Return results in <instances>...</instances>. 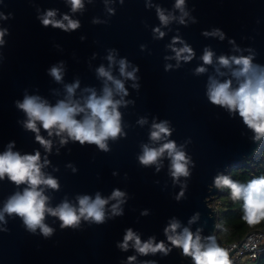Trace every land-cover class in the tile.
Instances as JSON below:
<instances>
[{"label": "water", "instance_id": "obj_1", "mask_svg": "<svg viewBox=\"0 0 264 264\" xmlns=\"http://www.w3.org/2000/svg\"><path fill=\"white\" fill-rule=\"evenodd\" d=\"M175 3L124 0L121 5L120 0H83L84 7L72 12L69 0H0V12L11 14L7 21L0 20V27L10 30L6 45L0 46V154L13 142L11 150L21 155L40 151L42 173L60 184L59 190L41 185L52 208L64 202L79 208V198L88 196L94 201L99 194L109 199L116 189L126 193V202L120 204L124 215L112 217V205L118 201L109 199L102 225L81 220L77 229H61L59 218L46 213L45 223L54 229L47 238L39 228L35 233L28 231L21 217L5 214L7 223L0 220V264H128L130 256L136 257L133 264L152 260L156 264H193L182 248L170 244L165 229L178 222V232L184 228L199 232L205 245L215 234L219 220L209 206L211 198L220 194L214 187L215 177L253 158L264 137L256 141V134L238 112L213 105L208 90L213 79L219 83L231 80L233 89L243 80L233 75L239 66L221 65L220 56H253V64L264 70V0H185L183 11ZM157 7L174 19L162 24ZM109 9H115V14ZM49 10L56 11V19L67 14L79 20L81 27L71 32L44 28L37 17ZM194 17L197 23H193ZM156 27L165 33L162 38L154 32ZM216 28L226 34L224 40L202 34ZM177 36L183 43L173 44ZM184 43L193 49L190 61H178L173 51ZM206 49L214 54L210 65L202 60ZM110 54L114 63L108 60ZM124 58L129 61L128 71L139 66L136 80L121 76L119 61ZM166 65L171 69L165 71ZM54 66L62 67L60 82L50 75ZM101 66L124 82L127 96L116 93L112 82L99 75ZM201 66L206 71L197 74L195 70ZM77 82L72 99L82 106L92 91L102 96L106 83L113 88L114 99L125 102L119 111L127 135L109 139V152L71 140L62 145L59 136L49 137L41 129V135L52 141L48 152L35 140V133L23 127L27 115L16 106L17 101L39 96L55 106L69 98L67 86ZM163 121H168L171 135L153 141L152 125ZM169 140L190 158V175L178 181L171 175L167 153L150 166L141 165L138 159L145 145L158 148ZM25 187L7 179L0 181V212ZM181 191L184 195L177 200ZM129 227L144 242L151 238L156 243L164 241L171 252L142 255L134 241L127 251L118 249L116 243L123 242ZM5 228L9 231L4 232Z\"/></svg>", "mask_w": 264, "mask_h": 264}, {"label": "clouds", "instance_id": "obj_2", "mask_svg": "<svg viewBox=\"0 0 264 264\" xmlns=\"http://www.w3.org/2000/svg\"><path fill=\"white\" fill-rule=\"evenodd\" d=\"M69 3L71 4L72 12H76L84 7L83 0H69ZM120 3L123 5L124 0H120ZM175 7L183 11L185 0H176ZM109 11L113 15L115 14V9H109ZM157 13L159 20L164 25H167L170 19H174V17L166 16L164 10L159 7H157ZM10 15L0 12V20L7 21ZM56 15V11L49 10L45 15L38 16L37 19L44 28L51 27L63 30L64 32L75 31L81 27L79 20H73L67 14L62 19H56ZM188 15V12H184V16ZM180 22L182 24L185 23L183 17ZM197 22V19L194 17L193 23ZM154 32L158 33L160 38L165 35L159 27H156ZM202 34L205 36H219L221 40H224L226 36L219 28H216L212 32L203 31ZM7 35H10V30L6 27H0V46L6 45L5 36ZM177 42L183 43L178 36L173 39V44ZM230 43H234V40H230ZM141 47L143 48V46ZM173 51L178 61H190L194 56L193 49L186 43L181 48H173ZM213 55L212 51L206 49L202 56L204 64H212ZM108 60L113 63L115 62L114 56L111 54L108 56ZM219 63L225 67H230L232 64L239 66L233 72V75L237 78L243 77V80L237 88L233 89L231 80L219 83L213 79L208 90L209 101L213 105L228 109L230 112H238L240 117L243 118L244 124L256 134L254 139L259 141L264 137V70L261 69L260 65L253 64V56H232L230 58L220 56ZM119 66L121 76L132 80L137 79L136 73L140 71L139 66H135L132 71H128L129 61L127 58L121 59ZM171 67V65H166L165 71L170 70ZM195 71L197 74L204 73L206 68L201 66ZM98 73L100 76L105 77L107 81L112 82L116 93H122L123 96L128 95L124 82L115 78L105 67L101 66L98 69ZM50 75L57 82L62 81V67H52ZM78 87L79 82L67 86L69 98L66 101H59L55 106L49 105L47 101L41 100L39 96H25L22 103L17 101L16 106L27 115V120L24 121L23 127L35 133V140L48 152L51 151L52 141L41 135V129L49 137L59 136L62 145L68 144L69 140H71L79 142L81 146L86 144L96 145L99 150L109 152L111 151L107 143L109 139L116 141L119 137L127 135L122 130L121 112L119 111L121 104L125 102L123 99H114L113 88L109 87L106 83L102 96H97L95 91H92V94L82 106L72 99ZM133 87L139 86L133 85ZM81 113L84 114L83 118L77 119L76 117ZM144 122L143 120L140 121V123ZM152 127L151 139L153 141H159L171 135L172 130L168 127V121L154 123ZM13 146L14 142L9 144L8 151L0 154V181L7 179L17 186L26 184L27 187L24 188L22 193L17 192L7 200L3 211L0 212V220L7 223L5 214L19 216L22 218L23 225L26 226L28 231L35 233L37 228H39L43 236L47 238L52 236L54 229L45 223L46 213L59 218L62 222L60 224L61 229H77L80 226L81 220L102 225L106 223L105 206L109 203L110 199L118 201V203L112 205V217L124 215L120 204L126 202L124 199L126 193L119 189L114 190L109 199H102L99 194H97L94 201L88 196L79 198V208L70 205L68 202H64L56 208L49 207V197L44 195L41 185L59 190L60 184L57 179L51 176L46 177L42 173L43 164H41L40 151L37 150L34 155H21L19 152L11 150ZM165 153L171 158V175L177 181L181 176L187 177L190 175L188 170L190 158L184 151L177 148L175 141L169 140L158 148H150L145 145L143 154L138 159L141 165L150 166L157 164ZM44 163L47 164L49 161L45 160ZM73 171H76L75 167H73ZM214 187L221 190L225 188L229 189L233 202L238 200L243 201V215L241 219L245 223L257 225L264 221V175L252 179L247 184L233 180L227 175H218L215 177ZM183 195L184 192L181 191L176 199L179 200ZM209 206L211 207V205ZM142 215H147V212H143ZM179 228L180 224L178 222L174 221L171 223L165 229L167 240L172 246L182 248L183 255L191 256L194 264H233L229 255L230 249L222 247L217 243L215 236L208 237L209 243L205 245L202 243L199 232L194 234L188 228H184L183 232L180 233L177 231ZM3 231L8 232L9 229L5 228ZM130 241H134V248L142 255L160 252L166 256L172 250L170 247H166L164 241L156 243L154 238L146 242L142 241L140 236L131 227L125 230L123 242H117L116 247L127 251ZM135 260V256L127 258L128 264H133ZM121 264H124V262L121 261ZM144 264H156V261H145Z\"/></svg>", "mask_w": 264, "mask_h": 264}, {"label": "trees", "instance_id": "obj_3", "mask_svg": "<svg viewBox=\"0 0 264 264\" xmlns=\"http://www.w3.org/2000/svg\"><path fill=\"white\" fill-rule=\"evenodd\" d=\"M233 180L247 184L252 179L264 175V150L253 158L234 166L227 174ZM222 209L220 210L218 234L224 243H233L243 239L250 231L264 228V221L257 225H248L241 216L243 215V201L233 202L230 190L225 188L220 194ZM256 264H264V256Z\"/></svg>", "mask_w": 264, "mask_h": 264}, {"label": "built area", "instance_id": "obj_4", "mask_svg": "<svg viewBox=\"0 0 264 264\" xmlns=\"http://www.w3.org/2000/svg\"><path fill=\"white\" fill-rule=\"evenodd\" d=\"M263 150L264 139L261 142L257 153H260ZM221 192L222 190L220 189V194ZM220 194L213 196L210 202L211 207L216 211L218 220L220 217V206L222 203ZM218 225L213 236L216 237L217 243H219L222 247L230 249L229 255L233 264H256V262L264 256V228H257L250 231L243 239L239 241L233 243H224L218 234ZM192 263L194 264V261H192Z\"/></svg>", "mask_w": 264, "mask_h": 264}, {"label": "rangeland", "instance_id": "obj_5", "mask_svg": "<svg viewBox=\"0 0 264 264\" xmlns=\"http://www.w3.org/2000/svg\"><path fill=\"white\" fill-rule=\"evenodd\" d=\"M222 209V205L220 206V210Z\"/></svg>", "mask_w": 264, "mask_h": 264}]
</instances>
